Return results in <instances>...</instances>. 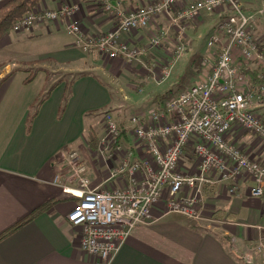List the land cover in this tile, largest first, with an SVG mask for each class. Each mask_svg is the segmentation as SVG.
Instances as JSON below:
<instances>
[{"label": "crops", "instance_id": "0c3cea01", "mask_svg": "<svg viewBox=\"0 0 264 264\" xmlns=\"http://www.w3.org/2000/svg\"><path fill=\"white\" fill-rule=\"evenodd\" d=\"M5 1L0 0V4ZM64 1L41 0L37 7L57 9ZM68 1L80 4L79 17L87 32H105L113 26L114 19L96 0ZM154 1L157 0H123V5L126 9L136 8ZM191 1L195 0L178 3ZM212 15L218 21L220 14ZM202 16L191 23L189 30L193 27L195 31L202 24ZM168 25L169 16H161L149 30L135 31L130 38L143 48L149 44V33ZM171 31L164 40L176 43L177 35ZM187 38L192 40L189 33ZM31 39L47 45L36 51L8 52L12 44ZM169 47L165 46L166 54L171 52ZM182 62L186 63V57ZM31 63L38 64L34 76L17 79L16 70L22 64L24 68L33 67ZM57 64L73 67L70 72L75 73L70 81L55 78L58 71L53 65ZM128 64L123 58L82 52L74 45L65 22H44L31 31H12L0 40V234L35 209L51 203L46 211L0 241V264H96L94 257L81 249L80 228L67 219L78 198L65 194L58 176L63 175L66 154L77 149L87 161L91 188L128 186L126 172L114 174L128 162L126 147L119 145L123 150L116 148L105 156L100 154L103 133L95 132L92 117L99 111L117 116L113 106L116 98L102 68L117 75L119 67H129ZM42 74L46 79L37 90L27 88L31 79L34 83ZM34 102L37 111L29 122ZM64 102L66 107L61 113ZM238 131L234 129L228 140L264 164V146L253 134ZM122 136L123 141H129L127 148L135 146L134 140ZM135 150L136 154L130 151L133 159L144 157L141 148L135 146ZM185 158L188 166L193 165L191 147L186 149ZM250 186L247 178L236 193H230L225 184L206 185L201 208L205 216L221 221L213 225L214 229L207 230L197 221L170 214L152 225L136 227L108 264H264L263 256L254 251L264 228V197L251 196ZM161 210L157 206L155 213L159 215Z\"/></svg>", "mask_w": 264, "mask_h": 264}, {"label": "built area", "instance_id": "2783aa9c", "mask_svg": "<svg viewBox=\"0 0 264 264\" xmlns=\"http://www.w3.org/2000/svg\"><path fill=\"white\" fill-rule=\"evenodd\" d=\"M96 1L114 19L105 32H87L79 17L80 4L68 0L57 9L35 7L13 31H31L44 22H65L74 45L82 52H98L133 64L141 63L145 48L138 47L130 35L149 30L155 19L169 16V25L151 33L150 44L159 46L172 29L179 37L177 56L185 51L183 39L193 21L204 14H220L207 39L199 78L148 114L131 117L135 146L145 155L135 160L132 152H127L128 162L114 172H126L128 186L91 188L84 163L74 167L79 186L65 192L78 201L67 219L81 230V249L94 257L96 264H108L136 227L152 225L164 216L182 215L206 222L213 229L221 221L202 212L206 185L225 184L230 193H236L247 178L251 196L264 197V164L228 140L234 129H243L264 146V115L254 110L264 96V84L253 86L249 76L260 65L264 78L263 40L256 36L264 9H246L241 0H195L183 5L178 0H157L127 9L123 0ZM105 122L100 148L110 150L119 142L122 130L110 113H106ZM188 147L195 158L191 166L185 164ZM72 158H78L77 153ZM157 206L162 207L159 215ZM261 230L254 251L264 258V228Z\"/></svg>", "mask_w": 264, "mask_h": 264}, {"label": "rangeland", "instance_id": "374dc122", "mask_svg": "<svg viewBox=\"0 0 264 264\" xmlns=\"http://www.w3.org/2000/svg\"><path fill=\"white\" fill-rule=\"evenodd\" d=\"M7 1L8 0L0 4V7ZM241 1L246 7H252L250 5H253L252 3L254 2L255 5L252 7L254 8L253 10L264 9L263 0ZM259 17L260 18L257 21L256 27V36L260 40H263L264 47V14L259 15ZM203 22L205 23L203 24ZM216 22L217 18L215 21L214 15L204 14L199 19V23L202 24L198 26L195 31H193V27L191 30L188 29L187 33L190 34L192 40L190 39V41L189 38L183 39L185 51L180 55L176 56L175 47H177V44L172 40H170L168 43L163 39L159 46L153 47L150 44L149 37V44L144 47L145 49L143 48L144 54L141 58V63L136 62L137 64L135 63L134 65L128 64L129 67H119L120 72L117 75L111 73L110 71V73L106 72L107 67L102 68V74H104L103 77L109 82L110 86L112 87L114 97L116 98L115 104H113V106L115 111H117V114H115L117 116L112 115V117L119 123V125H121V130L124 137L127 136L130 141L134 140L133 135L130 132L131 129L129 128V122L132 116L137 114H148L151 109L162 105L166 100L185 90L199 78V74L203 70V66L201 65L202 57L207 53V39L210 33L213 31V26ZM23 32L27 31H22L21 33ZM170 33L174 34L176 32L172 30ZM175 35H177L175 38L177 41L179 37L177 33ZM149 36H151V33H149ZM46 45L47 43L44 41L41 43L31 39L23 44H12L8 52L13 54L14 52L17 53L20 51H36ZM169 45L171 52L170 54H166L165 46ZM156 51L161 55H159V53ZM175 56L179 57L175 60ZM185 57L186 63L184 64L182 61H184ZM148 60H150V62H148ZM30 65H33V67L24 68L25 66L22 64L21 68L16 70V73L18 74L17 79H25L29 76H34V73L38 70V64L31 63ZM53 69L58 71L55 73L57 74L55 78L60 77V80L65 79L67 82L73 78L75 73L70 72L73 71V67L67 66L66 64L53 65ZM45 79L46 77L42 74L33 83V78L31 79V84L27 86V88H30L31 91H34L35 89L37 90L42 82L45 81ZM36 107L37 106L35 105L34 108H31L29 114L34 113ZM254 110L257 113H263L264 115V96L261 101L254 105ZM92 117L94 119L93 122L95 123L93 127L95 132H102L104 134L106 130V122L104 120L106 113L104 111H99L95 115L92 114ZM88 119L92 118L89 117ZM238 132L239 134L249 133L243 129H239ZM128 142L129 141H125V139L123 141L122 138H120L119 142L114 147H112V149L110 148V150H102L100 148L101 145H99L98 152L105 156L106 154L113 152L119 147V145H121L126 147V149L124 148L126 151H133V153L136 154L135 146H133L131 149L127 148ZM130 145H133L132 142ZM120 149L121 147H119V151L123 150ZM73 153H77L78 158H72ZM79 162L84 163L86 167L85 176L89 178L88 164L85 156L79 150L71 149L69 153L66 154L65 160L63 162V175H60L58 179L60 183H64V189H73L79 186V179L75 174L76 169H74V167L77 168L76 165ZM185 164L188 166L186 162ZM89 183L91 187L90 178ZM65 194L71 196V194L67 192H65ZM197 224L209 230V228L205 227L207 226L206 222Z\"/></svg>", "mask_w": 264, "mask_h": 264}, {"label": "trees", "instance_id": "16d2710c", "mask_svg": "<svg viewBox=\"0 0 264 264\" xmlns=\"http://www.w3.org/2000/svg\"><path fill=\"white\" fill-rule=\"evenodd\" d=\"M41 0H8L5 4L0 7V40L7 34L13 31L14 25L21 20L26 13L33 10L37 7L38 3ZM246 9H249L246 7ZM261 49H263L261 47ZM149 54V53H148ZM150 62V60H148ZM261 67L258 65L254 69L251 70L249 73L250 81L253 86H256L259 83L264 84V78L260 76L261 74ZM1 84V83H0ZM36 102H34L31 107H35ZM66 103L64 102L61 113L65 110ZM37 111V107L35 108L34 113L30 114L29 122L34 118L35 113ZM123 134V133H122ZM51 203H46L45 205L40 206L39 208L35 209L27 216L22 218L21 220L17 221L14 225L6 229L4 232L0 234V241L5 239L6 237L10 236L24 225L29 223L33 218H35L40 213L46 211Z\"/></svg>", "mask_w": 264, "mask_h": 264}, {"label": "water", "instance_id": "95a60500", "mask_svg": "<svg viewBox=\"0 0 264 264\" xmlns=\"http://www.w3.org/2000/svg\"><path fill=\"white\" fill-rule=\"evenodd\" d=\"M263 2H264V0H263Z\"/></svg>", "mask_w": 264, "mask_h": 264}]
</instances>
